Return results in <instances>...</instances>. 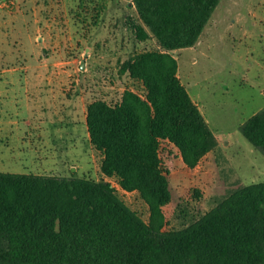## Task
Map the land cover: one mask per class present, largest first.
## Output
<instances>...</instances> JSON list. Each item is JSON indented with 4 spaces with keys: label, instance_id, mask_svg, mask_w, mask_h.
Returning <instances> with one entry per match:
<instances>
[{
    "label": "trees",
    "instance_id": "1",
    "mask_svg": "<svg viewBox=\"0 0 264 264\" xmlns=\"http://www.w3.org/2000/svg\"><path fill=\"white\" fill-rule=\"evenodd\" d=\"M135 40L156 48L125 61L141 84L86 110L100 172L138 193L148 222L105 181L0 173V264H264V184L240 187L179 230H164L170 174L194 168L217 140L177 78L174 51L192 48L221 0H130ZM264 156V108L239 127Z\"/></svg>",
    "mask_w": 264,
    "mask_h": 264
},
{
    "label": "rangeland",
    "instance_id": "2",
    "mask_svg": "<svg viewBox=\"0 0 264 264\" xmlns=\"http://www.w3.org/2000/svg\"><path fill=\"white\" fill-rule=\"evenodd\" d=\"M22 2L29 11L18 16L17 4ZM58 3L53 1V7L47 5L33 16L34 0H0V173L54 177L74 174L96 182L103 180L114 188L128 209L148 222V207L138 193L122 190L116 179L101 174L102 155L87 139L83 118L93 101L115 104L125 90L143 96L141 84L119 71L131 56L154 50L155 41L135 40L130 23L137 22V15L130 0ZM63 3L70 9L64 11ZM34 17L41 19L39 25L34 23ZM210 21L193 48L171 54L177 61L180 82L200 106L217 146L192 169L185 167L180 157L175 161L169 181L172 198L164 208L166 231L191 224L240 187L264 184V156L239 131L243 123L264 108V0H221ZM28 35L33 45L25 44V48L31 46L35 52L40 51L34 64L45 65L50 73L49 68L55 63L65 73L50 86L45 84L47 73L42 74L40 81L29 79V85L39 90L37 93L24 92L18 85L7 93L10 98L15 96L18 103H45L49 110L42 108L36 116L33 113L34 124L28 129L20 125L21 132L14 126L13 137L6 139L4 68L25 65L19 63L22 56L19 54L18 58L17 53H6L4 60V38L12 43L18 36L25 41ZM39 35L50 41L43 50H39L38 40L34 41ZM12 46L16 48L14 43ZM81 63L87 64L86 72L85 67L80 70ZM69 103L76 131L72 138L63 133L60 138L59 133L54 135L53 129L42 124L48 118L57 121V131L66 129L63 118L70 115H65L68 109H64ZM53 106L56 110L51 116ZM12 116L16 120L14 112ZM18 133L26 139L17 142ZM37 135H41L38 140Z\"/></svg>",
    "mask_w": 264,
    "mask_h": 264
},
{
    "label": "crops",
    "instance_id": "3",
    "mask_svg": "<svg viewBox=\"0 0 264 264\" xmlns=\"http://www.w3.org/2000/svg\"><path fill=\"white\" fill-rule=\"evenodd\" d=\"M53 1L55 3H58V0H34V4L32 5V8H31L32 11H33V16H35V14H34L35 11L41 12L42 10H44L45 7H47V5L52 6L51 3H53ZM61 3H62V1H60L58 4L61 5ZM66 4L67 3H63L62 6H61V8L64 11H66L69 8L68 4L67 5ZM128 7H130V6L128 5ZM133 9H134V7H133ZM17 10H18V13H19L18 16L20 15V13H22V15L25 16L26 11L27 10L29 11V9H27L26 3H23V2L17 4ZM216 10H217V8L214 10L212 16L214 15ZM4 15H7L5 9H4ZM33 20H34V23H36L38 25H39V22H41V19H39L40 20L39 21V20H36L35 17H34ZM98 20L99 19L97 17V19L95 21L97 22ZM210 20H211V18H210ZM210 20H209L208 24L211 22ZM4 25H5V27L7 25V20H5V19H4ZM213 25H215L214 22H212V26ZM45 26H48V25L46 24ZM205 28H204V30H205ZM202 35H203V32L200 35V37L198 39V42H200L199 40H200ZM34 41L38 42L39 50H43V48H45L44 46H46V44H48L50 42L46 37H42V35H39L37 38H35ZM13 43H14V45H16V48H13V46H12ZM25 44H29V45L32 44L33 45V41L31 40V36L30 35H28L25 38V41H24V39L22 37L18 36L16 41L12 42V43L5 41V38H4V60L6 59L7 55H12V54L15 55L17 53L18 54V58H20L19 54L22 56L21 61L19 63H23L22 65H25V66H21L20 65L18 67L10 68V69L4 68V113L6 114V116L4 115V138H6V139H10V138L13 137V131L11 129L14 126H16L18 131L21 132V130L19 128L20 125H23V127L25 129H28L29 126L34 124L35 123L34 122L35 119L32 120V118H31L33 113L36 116L37 111L41 110L42 108H43L42 109L43 111L49 110V109H46L44 107L45 103H29L27 101H24V103H18V101H17L15 96L10 98L9 94H7V93H9L11 91V89L15 85H18L19 88L20 87L23 88L24 92L28 91L29 93H34V92L37 93L39 90L37 88H35V86H30L29 85V81L30 80H31L30 82H32V80L33 81H40L39 78L42 76V74L43 73H47V71H48L47 68H44L45 65L39 66V64L36 65L33 62L34 58H36L35 56H38L40 51H38V53L35 52L34 48L31 47V46H30L29 49L28 48L26 49L25 48ZM20 45L22 46L21 49L19 47H17V46H20ZM6 53H8V54L6 55ZM29 61H31L33 63V66H32V64ZM59 65H61V63ZM82 65H83V68L85 67V72H86L87 69H88L87 68V64L84 65V63H81L80 67H79L80 70L83 69V68H81ZM52 66L53 67L49 68L51 70V72L47 73L49 75L46 76V83L45 84L47 86L55 84L57 77L63 76V74L65 73L64 70H62L60 67H57L58 64L54 63V64H52ZM177 78L180 80V78L178 76V73H177ZM23 82H25V86H23ZM25 100H27V99H25ZM192 102L197 106V108L201 112L200 106H198L197 102L194 101V100H192ZM48 104L50 105V103H48ZM53 107H54V110L52 111L51 116L54 114L53 112L56 110V107L55 106H53ZM66 109H68V112L67 113L64 112L65 115H70V118H67V116L65 118H63V120H64L63 121V126L66 127V129L63 128V129H60V130L57 131L56 128H55V126L57 124V121L56 120H51V119L49 120L48 118L46 119V122H43V124H45V125L42 124V127L48 126V129H50V130L53 129L54 135L59 133L60 136H58V137H60V138H62L61 137L62 133L66 134L68 137L72 138L74 132L76 131V129H75L76 128V122L71 118L72 117L71 116V113H72V105H71V103H69L64 110H66ZM86 110H87V108H86ZM13 112L16 115V120L12 119ZM20 113H23V114H21L22 115L21 119H19ZM201 114H202V112H201ZM202 116L204 117L203 114H202ZM85 118H86V114L84 115V118H83V124H84L85 130H86L87 139H89V135L87 133V127H86ZM204 120L206 121L205 118H204ZM206 123H207V121H206ZM32 130H36V129L33 128ZM24 133L26 134L25 131H24ZM40 138H41V135H37L36 139L38 140ZM24 139H26L25 136L23 137L22 135H20L18 133V135L16 136L15 140H17V142H22V141H24Z\"/></svg>",
    "mask_w": 264,
    "mask_h": 264
},
{
    "label": "water",
    "instance_id": "4",
    "mask_svg": "<svg viewBox=\"0 0 264 264\" xmlns=\"http://www.w3.org/2000/svg\"><path fill=\"white\" fill-rule=\"evenodd\" d=\"M81 68H83V65H82V67Z\"/></svg>",
    "mask_w": 264,
    "mask_h": 264
}]
</instances>
